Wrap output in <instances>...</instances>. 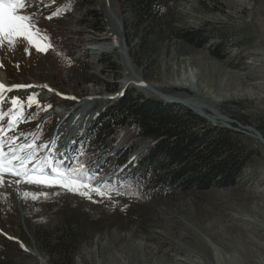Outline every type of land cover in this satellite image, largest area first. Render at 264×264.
Returning <instances> with one entry per match:
<instances>
[{"label": "rangeland", "instance_id": "rangeland-1", "mask_svg": "<svg viewBox=\"0 0 264 264\" xmlns=\"http://www.w3.org/2000/svg\"><path fill=\"white\" fill-rule=\"evenodd\" d=\"M31 3L32 6L22 14H34L36 26L49 37L53 49L40 53L23 42L14 50L0 48V69L6 70V73L2 72L8 78L5 76L0 83L49 84L53 89L50 95L40 89L8 95H36L42 107L51 100L57 108L43 114L35 106L27 109V122L21 123L15 133L9 135L29 139L36 135L38 144L52 141L58 147V133L68 131L70 119L80 120L79 126L71 130L77 138L79 131L83 130L84 135L95 119L93 116L89 123L87 118L96 115L114 97L132 89L147 91L131 84L137 82L130 78L125 68L122 46L117 45L111 53L94 50L120 41L115 29L119 20L123 26L121 37L126 38L124 23L131 29L128 31L132 40L128 45L131 49L129 58L131 62L134 58L139 63V68H134L144 82L156 85L168 95H174L173 88L183 89L190 95L176 96L212 104L211 107L229 121L224 124L218 121L216 126L234 130L254 152L233 186L216 185L206 191L177 188L172 195L153 197L150 202L143 196L119 189L120 194L112 200H101L96 196L88 200L61 193L56 188L15 183L16 177L8 176L10 179H5L4 186L0 187V264H216L214 257L217 254L226 262L239 257L238 264H242L246 244L252 246L249 238L258 234L256 222L264 221V145L260 141V138L264 139V85L260 91L255 85L257 80L250 79L243 89L236 90V76L229 78L226 71L246 72L242 63L254 59L253 54L261 51L255 59L263 62L259 70L264 73V0H247L244 4L235 0L172 1L169 4L171 13L164 21V26L171 27L172 32H164L163 38L148 36L147 46L152 52L145 56H137L142 34L138 31L135 36L133 22L122 0H114L113 9L117 14L114 24L106 16V1L76 0L73 14L64 16L55 15L56 0H31ZM188 32H194L193 38L201 43V47L187 43ZM60 33L70 39V57L61 50L63 43L58 44L59 49L53 44L52 36ZM195 76L198 84L189 82L182 87L179 79L186 77L195 82ZM224 81H229L231 86ZM57 93L69 96L67 106L70 107H64L66 103L56 96ZM83 109H88V114L78 120L75 117ZM62 111L71 112L68 119L65 120L66 114L57 115L56 112ZM41 116L50 117L39 122ZM39 127L42 131L37 133ZM72 146L71 155L76 161L79 151L76 152V143ZM110 165L98 164L90 172L100 174L104 166L110 169ZM121 168L113 170L112 174ZM130 169L135 176L136 169ZM104 176L101 174L100 178ZM128 176L127 168L115 179V185L128 181ZM108 177L106 182L111 184ZM23 190L46 192L48 197L25 199ZM57 246L63 256L52 252Z\"/></svg>", "mask_w": 264, "mask_h": 264}, {"label": "trees", "instance_id": "trees-1", "mask_svg": "<svg viewBox=\"0 0 264 264\" xmlns=\"http://www.w3.org/2000/svg\"><path fill=\"white\" fill-rule=\"evenodd\" d=\"M172 1L178 0H122L133 22L135 36L142 34L137 56L152 52L147 46L148 36L163 38L164 32L171 34L172 28L164 26V21L171 13L169 4ZM75 2L56 0L54 11L61 16L72 15ZM124 26L128 45H131L128 35L131 29L125 23ZM192 33L188 32L185 40L201 47ZM52 40L57 49L58 44L63 43L61 50L72 56L70 39L64 33L53 35ZM132 64L139 68L134 58ZM171 92L184 97L190 95L178 88ZM88 135V142H94L98 151L88 148L80 157L86 167L98 160L101 150L111 151L123 138L124 144L111 157L112 169L123 165L132 154L144 148L133 163L135 176L115 188L143 196L149 202L153 197L172 195L177 188L206 191L216 185L233 186L254 152L234 130L213 125L183 105L165 104L156 95L138 89L126 91L122 97L111 100L93 121ZM52 252L63 256L59 246Z\"/></svg>", "mask_w": 264, "mask_h": 264}, {"label": "snow or ice", "instance_id": "snow-or-ice-1", "mask_svg": "<svg viewBox=\"0 0 264 264\" xmlns=\"http://www.w3.org/2000/svg\"><path fill=\"white\" fill-rule=\"evenodd\" d=\"M31 6V0H0V48L14 50L23 42L40 53L53 49L49 37L42 34V30L36 26L34 14H22ZM29 87L34 86L9 87L0 83V187L4 186L5 177L10 176L19 178L13 181L15 183L56 188L61 193H71L88 200H93L94 196L101 200H112L119 195L117 188L108 182L97 184V176L82 161L66 162L57 159L56 144H38L36 135L31 139L27 136L9 135L10 132L15 133L21 123L27 122V109L35 106L47 111L50 108V105L42 107L36 95H8L14 90ZM21 140L24 142H20ZM41 152L45 154L41 155ZM22 195L25 199L32 200L48 197L46 192H24Z\"/></svg>", "mask_w": 264, "mask_h": 264}, {"label": "bare ground", "instance_id": "bare-ground-1", "mask_svg": "<svg viewBox=\"0 0 264 264\" xmlns=\"http://www.w3.org/2000/svg\"><path fill=\"white\" fill-rule=\"evenodd\" d=\"M100 1H106V0H100ZM236 2H238V3H246L247 2V0H235ZM108 2H109V7H110V11L108 10V8H107V6H106V3H105V7H104V10H105V13H106V16L108 17V19L111 21V22H113V24H114V21H115V19H114V17H117V14H116V12L114 11V6H115V4H114V0H108ZM234 2V1H233ZM237 3V4H238ZM249 3V2H248ZM242 4V5H243ZM239 5V4H238ZM103 6V5H102ZM73 8V7H72ZM72 13V12H71ZM119 17V16H118ZM60 20V19H59ZM217 21V20H216ZM206 22V21H205ZM244 22V21H243ZM242 22V23H243ZM248 24V23H247ZM112 26H114V25H112ZM115 29H116V33H117V35L118 36H120L121 37V30H120V28L117 26V24L115 23ZM123 27V26H122ZM260 31V30H259ZM118 36H116V37H118ZM117 45H119V46H122L123 47V42L121 41H116V42H112V44H107V45H104V46H102V47H98V48H95L94 50L95 51H97V53H99V52H105V53H111L113 50H115V49H117ZM259 45V44H258ZM118 46V47H119ZM257 48H258V46H257ZM259 51V50H258ZM255 52V51H254ZM260 53H262L261 51L260 52H255L254 54H253V56H254V59H251L249 62H243L242 63V65L244 66V68H242L243 70H245L246 72H243V73H241V74H235L234 73V71H231V72H229V71H226V73H227V76L229 77V78H231L232 76L231 75H233V76H236V78H237V81H238V84L235 86V88H236V90H239V89H243L244 87H245V85L247 84V83H249V81H250V79H252V80H257V83L255 84L256 86H257V88L258 89H260V91H262L263 90V85H264V81H262V80H264V73L262 74L261 72H260V70H259V68L263 65V62L261 61V60H257V59H255L256 58V56L257 55H261ZM245 57V56H244ZM264 61V60H263ZM193 64V63H192ZM195 64V63H194ZM124 65H125V68H126V70L129 72V76H130V78L131 79H134L137 83H135L136 85H138V86H140L142 89H145L144 87H142L141 85H139V82L135 79V76H134V74H138L139 75V73H137V71H131L130 70V68H129V65L127 64V62H124ZM221 66V65H220ZM219 66V67H220ZM194 67V66H193ZM221 69H222V67H221ZM261 69V68H260ZM233 72V73H232ZM239 73V72H238ZM200 74V73H199ZM198 77H199V75L198 74H196ZM230 75V76H229ZM140 76V75H139ZM197 76H195L196 77V79H197ZM127 77V76H126ZM129 79V78H128ZM170 79V78H169ZM227 80H229L228 78H227ZM179 81H182V87H184V86H186L187 85V83H189L190 82V84L192 83V84H198V82H199V80L197 79L195 82H193V81H191V79H190V81L186 78V77H182L181 79H179ZM177 82V81H176ZM225 82V84L226 85H230L231 86V84L230 83H228L227 81H224ZM223 82V83H224ZM145 83H147V82H145ZM141 84V83H140ZM148 85H149V87L150 88H153L154 90H156V91H158V92H160V93H162V94H165V95H168L167 93H165V92H163V91H161V89H159V88H157L156 87V85H152V84H149V83H147ZM225 85V86H226ZM6 86H11L9 83H7V85ZM191 86V85H190ZM195 86V85H194ZM199 86V85H198ZM248 86V85H247ZM246 86V87H247ZM180 87V86H179ZM254 89L256 88V87H253ZM188 89H190V88H188ZM249 89V88H248ZM184 92V91H183ZM222 93V92H221ZM175 95V94H174ZM200 95V94H199ZM168 96H170V95H168ZM196 96V95H195ZM208 96V95H207ZM252 97V96H251ZM193 98H195V97H193ZM198 98V97H197ZM204 98V97H203ZM207 98V97H206ZM186 98H183V100H185ZM202 99V98H201ZM211 99V98H210ZM185 101H187V100H185ZM212 102V101H211ZM187 103L191 106V107H193L194 109H196V110H199L200 112H202V113H204V114H207L210 118H212V120L213 121H219V120H222L224 123H227L228 121L226 120V119H218V120H216V118L217 117H220L221 116V114H219L218 113V111L214 108V107H211V105L209 104V105H207V103L206 104H204L203 102H198V101H195V100H189V101H187ZM220 103V102H219ZM218 103V104H219ZM218 107V106H217ZM86 112H88V109H83L80 113H79V115H78V117H75V118H78V120L83 116V117H86L87 116V114L88 113H86ZM226 117V116H225ZM227 118V117H226ZM228 119V118H227ZM76 121V120H75ZM229 123V122H228ZM68 128V127H67ZM66 128V129H67ZM58 135H59V137H60V133H58ZM75 135V133L73 134V137H75L74 136ZM49 144H53V142L51 141ZM5 179H10V177H8V176H6L5 177ZM13 179V178H12ZM19 179V178H18ZM17 178H14V180H18ZM23 192H24V190H23ZM22 194V193H21ZM262 198V197H261ZM264 199V198H263ZM259 204H261V203H259ZM264 204V203H263ZM256 208V207H255ZM264 209V208H263ZM264 211V210H263ZM262 212V211H261ZM239 215V214H238ZM246 216V215H245ZM248 216V215H247ZM246 216V217H247ZM241 217V216H240ZM249 217V216H248ZM259 217V216H258ZM240 219V218H239ZM260 219V218H259ZM243 220H245V219H243ZM196 221V220H195ZM246 221V220H245ZM244 221V222H245ZM253 221V220H252ZM255 222H256V220H255ZM254 222V223H255ZM253 223V224H254ZM245 225V224H244ZM249 225V224H248ZM247 225V226H248ZM256 227L255 226H252V227H255L256 228V233H258V234H256V236H255V238L254 237H250L249 238V241L247 240V239H245V240H247L252 246H249L248 244H246V247H245V253H244V256L241 258V261H242V264H246L245 262H246V260L248 261V264H264V221L263 222H256ZM234 226V225H233ZM249 227V226H248ZM188 228V227H187ZM209 228V227H208ZM191 229V228H190ZM202 230H203V228H201ZM206 230V229H205ZM192 231V230H191ZM243 232H245V231H243ZM252 232V231H251ZM259 233H260V235H259ZM254 234V235H255ZM183 235V234H182ZM208 235V234H207ZM216 237V236H215ZM248 237V236H247ZM191 239V238H190ZM174 240V239H173ZM205 240V239H204ZM212 240V239H211ZM242 240V239H241ZM203 241V240H202ZM214 241V240H213ZM223 241V240H222ZM244 241V240H243ZM242 241V242H243ZM139 242V241H138ZM178 242V241H177ZM208 242H209V240H208ZM240 242V241H239ZM206 243V242H205ZM214 243V242H213ZM217 243V242H216ZM219 243V242H218ZM224 243V242H223ZM179 244H180V242H179ZM237 244H239V243H237ZM248 245V246H247ZM222 246H223V244H222ZM221 246V247H222ZM242 246V245H241ZM188 247V246H187ZM204 247H206V246H204ZM231 247V246H230ZM191 248V247H190ZM226 248V247H225ZM229 248V247H228ZM239 248V247H238ZM206 250V249H205ZM224 250V249H223ZM244 250V249H243ZM242 250V251H243ZM156 251V250H155ZM180 251V250H179ZM227 251V250H226ZM219 252V251H218ZM231 252H232V250H231ZM240 252H241V249H240ZM215 253H216V251H215ZM227 253H228V251H227ZM184 254V253H183ZM186 254V253H185ZM196 254V253H195ZM204 254V253H203ZM220 254V253H219ZM229 254V253H228ZM238 254V253H237ZM236 254V255H237ZM209 255V254H208ZM230 255V254H229ZM228 255V256H229ZM233 255H235V253L233 254ZM210 256V255H209ZM222 256V255H221ZM239 256V255H238ZM188 257V256H187ZM234 257V256H233ZM237 257V256H236ZM147 258V257H146ZM150 258V257H149ZM194 258V257H193ZM207 258V257H206ZM215 260H216V264H238V261H240V260H238V258H236L237 260H234V261H231L230 259H229V257H228V259L230 260H228L227 262L222 258V257H220L218 254L217 255H215ZM245 258H246V260H245ZM226 259V258H225ZM234 259V258H233ZM87 260V259H86ZM178 260V259H177ZM185 260V259H184ZM114 261V260H113ZM143 261V260H142ZM179 261V260H178ZM252 262H254V263H252ZM106 263V262H105ZM109 263V262H108ZM113 263V262H112ZM116 263V262H115ZM119 263H121V262H119ZM147 263V262H146ZM156 263V262H155ZM190 264H193V263H191V262H189ZM188 263V264H189ZM195 263V262H194ZM107 264V263H106ZM123 264V263H122ZM126 264V263H125ZM145 264V263H144ZM159 264V263H158ZM174 264H181V263H174ZM186 264V263H185ZM198 264H207L206 262H198Z\"/></svg>", "mask_w": 264, "mask_h": 264}, {"label": "water", "instance_id": "water-1", "mask_svg": "<svg viewBox=\"0 0 264 264\" xmlns=\"http://www.w3.org/2000/svg\"><path fill=\"white\" fill-rule=\"evenodd\" d=\"M106 4H107L108 10L110 11L111 9L109 7L108 0H106ZM117 24H118V26H119V28L121 30V35H122V31H123L122 30V24H121V22L119 20H117ZM121 41L123 42V47H122L121 52H122V55H123L124 62H127V64L129 65V68H130L131 71H136L135 68L133 67L132 63H131L130 58H129L130 57L129 54H128L129 48L127 46V41H126V38H125L124 35L122 37H120V42ZM134 76H135V79L139 82V85L144 87L145 90H147V91L153 93L154 95H156L157 97H159L165 104H180V105H183V106L189 108L190 110L194 111L196 114H198L202 118L206 119L207 121L212 122L213 125L219 124L218 121L213 122L212 118H210L207 114H204V113L200 112L199 110L194 109L193 107H191L187 103V101L193 100V99L186 98L185 100H187V101H185V100H183V98H180V97H178L176 95L168 96V95L162 94V93L154 90L153 88H150L149 85L144 82L143 77L139 76L138 74H134ZM131 84H135V83H131ZM218 119H226L228 121V119L226 117H224V116L217 117L216 120H218ZM219 121H221V123L224 124V122L222 120H219ZM260 139H261L260 141L264 145V139L263 138H260Z\"/></svg>", "mask_w": 264, "mask_h": 264}]
</instances>
